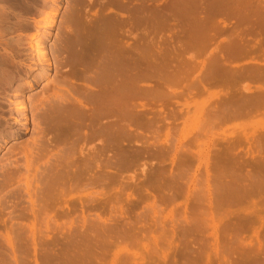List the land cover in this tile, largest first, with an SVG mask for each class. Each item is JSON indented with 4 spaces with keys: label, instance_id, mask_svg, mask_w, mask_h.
I'll return each mask as SVG.
<instances>
[{
    "label": "rangeland",
    "instance_id": "obj_1",
    "mask_svg": "<svg viewBox=\"0 0 264 264\" xmlns=\"http://www.w3.org/2000/svg\"><path fill=\"white\" fill-rule=\"evenodd\" d=\"M179 1L177 33L172 35L169 30L165 35L163 33L159 46L171 53L168 55H177V59L181 56L179 59L186 62L193 57L196 68L191 69L192 72L186 69L187 73L183 68V80L186 77L187 81L178 80V83L166 84L163 88L158 80L140 82L139 85L147 90H153L159 84L166 95L151 94L142 101L136 100L138 107L145 104L147 109L161 115L157 125L161 127L159 133L153 135V129H146L151 132L146 131L142 139L133 133L137 140H132L131 136L130 142L120 145L124 154H120L118 148L110 165L106 164L104 153H99L101 163L95 170V182L89 169L85 170L81 180L69 175L62 177L61 163L46 162L55 152L54 147L44 155L33 154L34 163L29 169L21 163L8 165L6 158L10 153L21 151L29 134L9 141L0 149V264H260L264 261V247L257 250L256 238L252 234V226L259 228L260 225L256 222L247 227L241 223V219L250 213L247 206L252 201L258 204L260 214H256L264 218V210L260 209L263 193L261 196L256 193L251 197L248 195L250 200L248 197L240 199L241 193L237 194L243 184H250L248 178L251 174L258 172L264 176V108L256 101L251 102L256 110L253 111L255 114L249 112L248 116L246 110L249 108L245 110L242 106L241 110H245L246 113L243 112L248 117L243 115L245 118H242L238 113L242 116L234 115L238 120L231 117L232 107L227 105L226 108L228 99L230 102L238 98L240 104H248L247 97L264 93V69H259L263 78L256 77L260 80H253L256 72L252 80L249 79L252 69V72L242 69L256 65L264 67V56L259 52L241 57V60L237 57V62L231 64L232 69L217 74L215 70L214 80L209 76L207 81L206 73L210 71L206 69L207 59L216 43L223 44L233 37L232 31H236L233 25L237 23L231 18L230 22L224 19V25H218L222 29L213 32L217 33L213 36L216 43L211 42L205 50L188 46V19H183L179 13L183 8L179 7ZM158 2L160 5L167 0ZM158 2L149 1L147 4L156 6ZM111 12L117 14L115 10ZM122 13L117 15L125 18ZM252 24L254 26L243 23L237 26V31L243 32L240 34L243 36L248 33L245 39L257 44V39L262 37L257 33L255 36L257 23ZM165 27L169 26L164 25L163 32L169 29ZM235 71L244 79L238 81L236 73L234 79L231 72ZM260 72L256 76L259 74L260 77ZM232 75L234 81L229 79ZM254 95L250 96L251 101L255 97L259 99ZM244 97L245 101L239 99ZM262 104L264 106V102ZM218 113L224 114V118L228 115L232 120L222 117L225 120L222 121ZM135 130L131 128L130 134ZM143 130H138L142 136ZM46 138L50 140V135ZM117 139L116 143L120 141ZM86 145L83 153L89 155L87 148L91 145ZM71 152L68 154L70 175L79 166L78 152ZM93 192L96 195L93 196ZM262 230L259 232L263 234ZM249 241L251 245H248ZM247 248H250V254L246 253ZM256 252L261 259H256Z\"/></svg>",
    "mask_w": 264,
    "mask_h": 264
},
{
    "label": "bare ground",
    "instance_id": "obj_2",
    "mask_svg": "<svg viewBox=\"0 0 264 264\" xmlns=\"http://www.w3.org/2000/svg\"><path fill=\"white\" fill-rule=\"evenodd\" d=\"M149 1H161L162 3L163 0H21V2L19 0H0V149L4 148L9 141L29 134L21 151L10 153L6 158L8 165L21 163L26 169H29L34 163L33 154L44 155L51 152L49 148L54 147L55 152L46 162L61 163L62 177L69 175L72 179L81 180L85 170L89 169L95 182V170L101 163L99 153H104L105 162L110 165L112 159L115 158V151L120 145L130 142L133 133L137 138L144 137L145 132L148 131L146 129H153L152 134H157L161 129L158 127L160 124L158 119L161 118V115H156L152 109H147L145 104H140L138 107L137 101H142L151 94L158 97L166 95L165 90L162 91L159 84L153 90L143 89L139 84L142 81L154 79L159 83L162 82L163 88V85L176 84L178 80L183 82L186 79L184 77L183 80V71L186 69H190V72H192L191 69L194 71L196 61L190 57L186 62L179 59L181 56L178 57V60L177 55L170 56L168 54L171 53H167L169 52L167 49L159 46L164 38V36L162 38L163 33L165 35L168 30V33L172 35L177 33V0H167L160 5L158 2L156 6L147 4ZM180 5L183 8L181 7L179 13L183 19H188L186 22L189 24V28L186 25V32H189L187 35L188 46H196L205 50L211 42L216 41L213 36L217 33L213 34V32L224 25V19L229 21L231 18L230 20L233 19L237 23L236 26L233 25L236 28L235 32L233 30L235 28H231L233 33L230 32L231 29H228L229 34L233 35V37L230 35L232 38L220 45L215 42L212 55L207 59L206 69L208 71L210 69L206 73L207 81L210 78L214 80L215 73L232 69V62H237V57L241 60L249 55L259 54V52L264 56V50H262L264 48V0H255L254 3L253 0H180L179 7ZM113 10L117 14L119 12V15L120 12H123L126 15L125 18L112 13ZM254 21L257 23L255 25L258 29L255 36L258 34L262 37L257 39V44L253 42L256 38L252 44L250 39H245L248 36L247 31L245 32L246 37L240 35L243 32L237 31V28L243 23L254 26L252 24ZM219 24L221 25L218 26ZM164 25L169 26L165 27L169 28L164 29L165 32H163ZM219 31L218 33H221ZM212 45L214 44L212 43ZM172 49L174 48L172 47ZM201 49L199 50L201 51ZM176 62L178 64L171 66ZM171 67L173 70H170ZM242 69L253 71V73H249L250 76L252 75V77L248 76L249 79L255 76L253 80H260L264 77L261 74L262 71L264 73V70L259 71L264 67H259V65ZM254 72H260L261 76L258 77L259 74L256 76V73L253 76ZM231 73L234 77L236 74L237 77L242 76L240 73L238 76L236 71ZM233 75L232 79L228 76L232 81H234ZM209 76L210 78H208ZM240 78L242 77L237 80L239 81ZM213 80L211 81L213 82ZM180 84L182 85V83ZM260 93L253 94L259 97V99L257 98L259 102L256 97L255 100H250L253 95L247 97L249 99L245 97L239 99H242L241 101L249 100L248 104L257 102L258 106L264 108L262 104L264 93ZM234 99H237L238 102V98ZM225 100L227 101V99ZM232 100L229 102L228 99L230 105L228 102H224L226 108L227 105L229 108L236 106L230 110L232 119L238 120L240 114L246 115L247 118L250 115L249 112L256 110V107L254 109L255 104L252 106V104L248 105L239 100L242 104L238 102L239 105H237V102L234 100V103ZM260 102L262 103L260 104ZM242 106L245 110L249 108L248 111L246 110L248 116L245 114V110H241ZM218 114L224 118V114ZM234 115L238 118H235ZM241 115L240 117H242ZM227 116V119L230 118ZM223 118L222 121L226 119ZM163 119L165 121L164 117ZM131 128L136 129V132L133 131L130 134ZM141 129H144L141 131L143 136L139 133ZM149 132L151 131H148V134ZM48 135H50V140L46 138ZM116 138L120 140L118 143H116ZM134 138L133 136L132 140H137ZM100 142L103 144L98 148ZM147 142L145 141L146 144H148ZM86 144L91 145L87 148L89 155L83 153V146ZM71 151L78 152L79 166L70 175L68 154ZM121 153L124 154L120 149ZM262 172L264 171L262 170ZM251 175L250 178L246 177L250 180V184H243L244 186L238 189L240 192L234 191L238 192L237 194L241 193L240 199L248 197V195L251 197L253 193L254 195L255 193L259 194V196H261L260 193H263L264 197V176L258 172ZM57 178H60V175ZM248 180L246 181L248 182ZM92 195L94 196L96 193L93 192ZM263 200H261L263 203L260 204L261 210H264ZM252 202H249L250 206H247V211L250 213L241 219V223L243 222L242 224L247 227L255 225L256 222L258 226L260 225L259 228L252 226V234L257 243L253 244L257 245L258 251H261L264 247V239L261 238L264 237V233L259 232V229L263 228L264 230V218L257 215L260 214L257 211L258 204L255 205V202ZM242 226L241 228H243ZM251 244L249 241L248 245ZM103 247H105L104 244ZM247 249L246 253L250 254V248ZM256 257V259H261L259 253ZM262 260H264V253Z\"/></svg>",
    "mask_w": 264,
    "mask_h": 264
}]
</instances>
